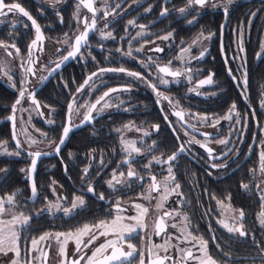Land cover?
Here are the masks:
<instances>
[{"label": "flooded vegetation", "instance_id": "af4514ba", "mask_svg": "<svg viewBox=\"0 0 264 264\" xmlns=\"http://www.w3.org/2000/svg\"><path fill=\"white\" fill-rule=\"evenodd\" d=\"M4 3H18L23 7L40 26L44 39L37 48H31L36 37L32 22L17 10L0 14V42L7 46L0 47V88L16 95L11 106L0 105L1 109L8 110L0 125H9L15 149L9 150L5 143H0V147L17 154L10 158H17L19 153L26 156L24 180L28 190L25 197H19L18 192L11 194L13 203H5L6 210L10 211L0 219L9 221L13 214L21 213L30 217L26 225H16L19 256L6 246V254L0 251V264H12L14 260L17 264H45L41 252L47 254L46 264H60L58 249L61 245L54 239L39 241V237L45 233L73 232L85 225H65V220L77 216L78 212H86L83 206L65 215L63 208L71 209L77 196L83 198L85 204L103 210V217L90 224L111 221L117 214L135 216L140 209L134 208V204L147 207L143 219L146 227H138L130 238L126 237L136 246L137 254L143 251L145 264L165 255L171 257L165 264H200V259L204 258L201 240L206 242L207 254L218 264H264V172L260 171L264 152V83L251 95L247 94V85L243 83L245 73L246 79L248 74L243 63L245 45L256 44L254 67L264 55V0H232V3L207 0L203 6L189 4V0H84L83 3L81 0H4ZM88 3L95 11V26L89 28L86 40L81 42L85 44L75 58L62 60L71 50L69 44L85 30V18L91 25L93 11L85 7ZM210 26L219 29L218 38L212 33H194L195 29ZM178 27L189 30V36L176 39ZM165 36L168 39H163ZM66 38H70L68 44L63 42ZM156 48L162 51L157 52ZM129 51L131 55H127ZM62 63L64 66L37 90L57 64ZM163 66L181 74L172 76L159 72V67ZM101 68H124L139 73L143 79L128 76L126 72H106L94 76L78 92L84 81ZM217 69L224 70V81H216ZM209 76L210 83H201ZM161 79L168 82L167 86L160 85ZM56 83L60 106L56 115L58 118L61 115V122L54 119V107L38 100L49 84ZM150 85H155L156 91ZM113 88L120 90L111 92ZM169 90H174V94ZM20 91H25V95L16 106L13 123L4 122L12 116ZM105 92L109 95L92 111L91 121L86 122L88 109ZM73 98L76 103L69 118L68 105ZM33 100L38 102L39 108ZM105 102L109 107L101 111ZM233 104L236 108L232 118L226 119ZM178 111L183 113V119L175 115ZM158 114L162 118L160 122ZM37 124L44 130L36 127ZM56 125L61 129L53 143L45 130L54 129ZM153 125H158V130ZM65 127L70 129L65 146L73 134L79 137L81 132L88 133L90 142L106 141L113 145L110 150L89 149L77 154L81 155L83 166L79 167L78 183L72 184L75 194L71 201L58 184H50L46 192L36 185L40 166L48 165L49 160H60L65 146L54 156L41 159L35 170L37 194L33 197L28 180L33 156L29 153H54ZM166 133L172 139L170 150L163 143ZM220 140L226 143L220 144ZM131 143L140 151L129 156ZM37 144L48 146L39 149ZM207 149L212 150L211 154ZM173 154L176 159L171 165L163 162ZM156 158L162 162L156 163ZM125 161H129L131 170L139 178L127 176L129 164ZM184 163H187L185 169ZM62 170L67 177L66 168ZM0 173L5 175L4 171ZM114 173L121 183H115ZM153 176L160 191L153 190L149 196ZM230 179L236 180L234 190L228 189ZM109 181L113 182L112 188L108 186ZM177 183L180 187L173 191ZM165 184L169 189L167 193H164ZM88 187H92L95 194L89 192ZM101 193L104 200L98 198ZM163 195L167 199L162 200ZM7 197L0 196L5 201ZM117 200L124 209L119 213L115 207ZM53 204L59 207L50 208ZM157 205L162 206L157 208ZM240 210L244 213L242 220ZM165 212L171 215H164ZM161 216L164 228L157 234L155 223ZM225 223L230 227L242 225L247 235L229 233L223 227ZM113 238L100 236L86 249L87 255L106 239ZM32 239L39 242L37 250L29 251ZM64 248L69 261L78 258L73 240L69 239ZM124 250L129 251L126 244ZM189 250L192 257L186 255Z\"/></svg>", "mask_w": 264, "mask_h": 264}, {"label": "snow or ice", "instance_id": "6c2138e0", "mask_svg": "<svg viewBox=\"0 0 264 264\" xmlns=\"http://www.w3.org/2000/svg\"><path fill=\"white\" fill-rule=\"evenodd\" d=\"M81 2L83 3L84 0H81ZM207 2V0H189V4H196V5H201L203 6L205 3ZM228 3H232V0H228ZM85 7H88L90 11H93V19L91 21V25L88 24L87 19L85 18L84 20V24H85V30L83 32H81L80 35L76 36L74 41L69 44L70 47V51L67 52V55H65L62 60H68L69 58H75L76 54L80 52L81 49V42L85 41L87 36H88V31L90 27H94L95 26V11L92 8V5L90 3L85 4ZM7 9L6 12H2L0 11V14L2 15H7L8 13L13 12L14 10H17L19 13L23 14L24 17H27L28 20H30L32 22V25L35 27V32H36V37L35 39L32 41L31 43V48H37L38 44L40 42L43 41L44 37L43 34L41 32V28L40 26L37 24V22L35 21V19L32 18V16L25 11V9L23 7H21L18 3H13L10 5H6L4 3V0H0V10L3 9ZM181 12L184 11V9H180ZM225 13H227V8L224 9ZM166 12V9H165ZM164 13H162L163 15ZM129 23L134 24V21H130ZM139 27L143 28V25H140ZM109 36L111 35L110 33L108 34ZM203 35V34H201ZM70 38H66L63 42L68 44ZM163 39H168L167 36L163 37ZM12 47H15V45H11ZM0 47H7L3 44V42H0ZM40 51L43 50L42 44H40ZM17 52H19V49H16ZM59 51V49H58ZM155 51L159 52L162 51V49L160 48H156ZM241 51H243V49L241 48ZM9 55H11V53H9ZM127 55H131V52L129 51L127 53ZM29 63H31V61H29ZM60 65L57 64V67H59ZM28 71H32L31 69H28ZM126 72V74L128 76H132L135 78H139V79H143V77L140 76L139 73L137 72H131V71H127L124 68H119V69H115V68H101L99 69L98 73H93L92 75H90L85 81L84 84L81 85L77 91H82L83 88L85 86H87L89 84V81H91L93 79L94 76H98L100 74L106 73V72ZM159 72L161 73H165L167 75H172V76H179L181 73L179 71L176 72H172L170 71L169 67L167 66H163V67H159ZM35 73H33L34 75ZM229 74L231 75V70L229 69ZM233 79H235V77H233ZM211 82V76H209L207 81H202L201 83H210ZM166 83V81H165ZM245 87L247 85V79H246V73H245V79L243 81ZM154 91H156V87L155 85H150ZM120 89H116L113 88L110 91L111 92H117ZM157 94L159 95V93L157 92ZM25 95V91H20L19 92V99H17L15 101V104L13 105V112H15V105L20 104V100L23 99ZM30 96L34 95L32 93L29 94ZM109 95V92H105L103 94V96L100 97V99L96 100V102L94 104H92L90 106V108L88 109V114L84 117L85 121H91L92 119V111L96 109V106L101 104V101H103L105 99V97H107ZM33 103H36L37 108H39V104L38 102H36L35 100H33ZM75 99L73 98L72 103H70L68 105V112H69V118L71 117V113L73 111V105L75 104ZM109 107L108 103L105 102L102 107H101V111L103 110V108ZM236 105L233 104L229 114L225 117L226 119L231 120L232 118V113L235 110ZM176 116L180 117V119H183V113L182 112H176L175 113ZM237 115H239L237 113ZM9 119L14 120L15 117H9ZM165 119H167L165 117ZM154 128H156L158 130L159 126L158 125H153ZM69 128L65 127L63 130V138H61V140L59 141V145H62L64 143V139L67 138L68 133H69ZM145 135H147V133H145ZM35 142V141H33ZM196 143H200L199 141H195ZM220 144H224L226 143L225 140H220L218 141ZM53 143H55L53 141ZM59 145H57V147L54 149V151L56 153H59L60 151V147ZM17 146L19 147V141H17ZM205 145H201V147H204ZM128 149L129 150V156H131L132 152H139L140 149L136 148L134 143H131L128 145ZM126 149V150H128ZM180 151L183 152L184 148L183 146H181ZM207 151L211 154V149H207ZM29 155L33 156L34 159L32 160L31 163V169H30V173L35 171V167H36V158L40 157L41 153L40 152H35V153H29ZM176 159V154H173L171 156H169L167 158V160L163 161L164 163H168L169 165H171V161ZM156 163H161L162 161L159 158H156ZM261 168L260 171L264 172V152L261 153ZM125 163L129 164V171L127 172V176L128 177H137V173H135L133 170H131V164L129 163V161H125ZM148 167H150V165H147ZM215 167V165H214ZM22 171H25L22 169ZM85 173H87V169L84 170ZM168 172L169 174L172 173V168L171 166H169L168 168ZM29 173V174H30ZM120 176L123 177L124 173H120ZM139 178V177H137ZM113 179L115 180V183L119 184L122 181L120 179H116L115 173L113 174ZM172 179L174 180L175 177L173 176ZM152 183L149 186V196L151 191L155 190L157 192L160 191V186L157 185L155 183L156 181V177L153 176L151 177ZM108 186L109 188L113 187V182L109 181L108 182ZM180 187V185L177 183L174 185V188L172 189L173 191L175 189H178ZM243 187L245 189L248 188V185H243ZM89 192H93L94 193V189L92 187H88L87 189ZM169 191L167 185L165 184L164 186V193H167ZM37 194V189L35 186V182H33L32 184V195L33 197H35ZM95 194V193H94ZM149 196H146L145 198H149ZM100 200H104L105 197L104 195L101 193L99 194L98 197ZM161 199H167L166 195H163L161 197ZM262 199H264V197H262ZM14 201L13 196H8L6 201L2 198H0V216H3V214L6 211H10V210H6L5 208V203L7 204H12ZM85 204V201L83 200V198L77 196L75 198V201L72 203L71 205V209L69 208H63V211L65 214H69L73 209H76L78 206L79 207H83ZM162 205H157V208H160ZM50 208H58V205H50ZM116 211L117 213L124 211V209L121 208V204L120 201L117 200L116 204ZM134 208L136 209H140V212L135 215V216H121L119 214H117L111 221H107V220H100L98 223L95 224H85L83 225L81 228L76 229L73 232H68V233H61V232H57V233H45L44 235L39 237V241H44L47 239H54L59 245H61L58 249V255L61 257L60 260V264H80L81 261H84L85 264H145V260H144V253L143 251H140L139 254H137V248L136 246H134L131 242L130 239H126V237L130 238L132 236V233L137 231V228L139 227L140 229L145 228V224L143 223V219H144V215L148 212V208L147 207H143L140 204H134L133 205ZM164 215H171L170 212H165ZM244 216L243 210L239 211V219L242 220ZM186 219V218H185ZM30 220V217L24 216L22 213L19 216H16L15 214L12 215V219L9 221H4L2 219H0V251H5V248L7 246V248H9L10 250L15 251L16 256H19V250L17 247V241H18V229L16 227L17 224L23 226L26 225L28 223V221ZM128 220V221H135V224H131V223H124L123 221ZM262 224H264V220H262ZM173 227H175V225H173ZM223 227L225 229H227V231L229 233L232 232H238L239 236L244 237L247 235V233L245 231L242 230V225H240L239 227L236 226H229L228 224H223ZM155 228L157 229V234H159V231L162 230L164 228V218L163 216L158 218V221L155 223ZM100 236H104V237H114L113 239H106V242L102 243L101 245H99L98 247H96L93 252L91 253L90 256L87 255L86 249L88 247H90V245L96 240L98 239ZM61 237H63V240H61ZM85 237H87V240H85ZM69 239L73 240L75 243V254H78V258L77 259H73L71 261H69V258L65 252V248L64 245H66L69 241ZM195 239V238H194ZM37 239H32L31 240V249H29V251H34L37 250L36 249V245L39 242ZM201 245L203 246L204 250V258L200 259L199 257H197L196 259H200V264H218L216 259H213L212 256L208 255L206 252V242L201 240L200 241ZM127 246V248L129 249V251H125L124 250V246ZM159 247V246H156ZM219 247V246H218ZM183 251V250H181ZM264 251V250H262ZM6 254V251H5ZM41 255H43L45 257V264H46V257L47 254L41 252ZM150 255H152L151 250H150ZM186 255L188 257H192V252L189 250L186 252ZM225 255H227V253H225ZM87 257V258H86ZM171 259V257L165 255L163 257H159L157 256L155 259H151L149 261V264H165L166 260ZM12 264H17V262L14 260L12 262Z\"/></svg>", "mask_w": 264, "mask_h": 264}, {"label": "trees", "instance_id": "16d2710c", "mask_svg": "<svg viewBox=\"0 0 264 264\" xmlns=\"http://www.w3.org/2000/svg\"><path fill=\"white\" fill-rule=\"evenodd\" d=\"M204 22V19L200 21L202 24ZM205 32V33H212L216 35V38L219 36V29L210 26L208 28H201L200 30L195 29L194 33L198 32ZM189 30L183 29V28H177L175 32V38L178 40L185 39L189 36ZM226 35V34H225ZM213 49H215V53L218 52V46L217 44L213 45ZM256 50V44H246L244 53L246 54L245 59H243V63L245 64V67L247 69V94L251 95L253 94L254 90L261 86L264 83V55L263 57L258 61L257 66L254 67V54ZM216 81H224L225 80V74L224 70H216ZM57 83L54 85H48L46 89L41 93V95L38 97L39 101L45 102L49 104L50 106L54 107L56 109L55 111V121L61 122V115L60 118H58V114L56 115V112L60 110V106L57 103L58 97H57ZM174 90H169V92L173 93ZM15 93L10 92H4L2 88H0V105H8L11 106L15 100ZM8 113L7 109H1L0 108V120L6 116ZM162 120L161 116L158 114V122ZM36 127L39 129L44 130V127L41 124H37ZM59 125H56L54 129L45 130L47 132L48 137L50 140L56 141L58 139V135L60 132ZM166 139L163 143H165V147H168L167 149L170 150L172 146V139L170 135L167 133L165 134ZM0 143L7 144L9 150H14L15 147L12 144L11 136H10V127L7 124H1L0 125ZM113 143H107L105 142H90L88 133H82L77 136V134H73L68 141L67 145L65 146L63 152L60 155V160L54 159L49 160L48 165L46 166H40V169L38 170V174L36 176V185L37 188L41 191H45L49 189L50 184L55 183L60 185L65 190V195L67 197L68 201H71L72 197L75 194V190L73 189L72 184L76 185L78 183V177L80 175L79 167L83 166V162L81 161V155L77 156V154H82V152L87 151L89 149H97V150H110ZM26 156L24 154L19 153V156L17 158H5L0 159V172H5V175L0 181V196H10L14 192H18L19 197H25L28 194V190L26 187V181L24 180V176L26 174V168H27V161L25 160ZM77 163H76V161ZM187 166V163L183 164V169H185ZM66 168V174L67 177L70 179L68 180L67 177L63 175L62 168ZM25 170V171H22ZM76 177V178H75ZM230 184H228V189L234 190L236 180L230 179ZM45 194V193H44ZM43 194V195H44ZM46 196V195H45ZM87 209L84 210L86 212H78V215L69 218L65 220V225L69 226V224H73V227L76 225H83V224H90L93 222H96L97 220L101 219L103 217V210H98L95 208V206L90 205L89 203H86L84 205ZM82 213V214H80ZM85 213V214H84ZM232 246H236L233 244ZM214 255L217 259H219V254L215 251Z\"/></svg>", "mask_w": 264, "mask_h": 264}, {"label": "water", "instance_id": "95a60500", "mask_svg": "<svg viewBox=\"0 0 264 264\" xmlns=\"http://www.w3.org/2000/svg\"><path fill=\"white\" fill-rule=\"evenodd\" d=\"M84 44L85 43H81V48L84 46ZM62 66H64V64L62 63V64H60V66L59 67H57L54 71H53V73H51L43 82H42V84L40 85V87L37 89V90H39V89H41V87L49 80V79H51L57 72H58V70L60 69V68H62ZM17 99H19V96H18V98ZM16 106L17 105H15V109H16ZM14 115V112L12 111V116ZM11 116V117H12ZM12 122L13 123V120H11V119H6L4 122ZM12 129H13V124H12ZM69 134L70 133H68V136H67V138H65L64 139V143L62 144V145H59V141L61 140V138H63V134H62V136H61V138H60V140L58 141V143H57V145H59V147H60V150L65 146V144H66V142H67V140H68V138H69ZM13 139L14 140H16L15 139V136H14V133H13ZM57 145H56V147H57ZM55 147V148H56ZM56 154V152L54 151V153H52V154H46V153H43V154H41L40 155V157H38V158H36V167H35V170H36V168H37V165H38V162L41 160V159H43V158H48V157H52V156H54ZM33 159H34V157H33ZM32 163V162H31ZM30 169H31V165H30ZM29 173H30V170H29ZM34 175H35V171L34 172H31L30 174H28V180H29V184H30V188H31V191H32V184H33V182H34ZM33 196V195H32Z\"/></svg>", "mask_w": 264, "mask_h": 264}, {"label": "rangeland", "instance_id": "374dc122", "mask_svg": "<svg viewBox=\"0 0 264 264\" xmlns=\"http://www.w3.org/2000/svg\"><path fill=\"white\" fill-rule=\"evenodd\" d=\"M160 81H161V82H160V85H162V86H167L168 82L165 83V81L162 80V79H161ZM24 113H25V112H24ZM20 127H21V125H20ZM20 134H22V131L20 132ZM36 146L39 147V149H45L46 146H48V145L43 144V145H41V147H40V144H37ZM28 148H29V147H28ZM16 155H17L16 153H13L12 151L7 150L6 148H2V146L0 147V157H3V158H10V157H15ZM3 175H4V173H0V180H1V178H2ZM78 207H79V206H78ZM69 214H71V212H70ZM69 214H65V215H69Z\"/></svg>", "mask_w": 264, "mask_h": 264}]
</instances>
